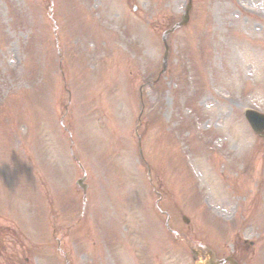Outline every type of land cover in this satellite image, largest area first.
Here are the masks:
<instances>
[{
  "label": "rangeland",
  "instance_id": "374dc122",
  "mask_svg": "<svg viewBox=\"0 0 264 264\" xmlns=\"http://www.w3.org/2000/svg\"><path fill=\"white\" fill-rule=\"evenodd\" d=\"M186 1L0 0V264H264V0Z\"/></svg>",
  "mask_w": 264,
  "mask_h": 264
},
{
  "label": "water",
  "instance_id": "95a60500",
  "mask_svg": "<svg viewBox=\"0 0 264 264\" xmlns=\"http://www.w3.org/2000/svg\"><path fill=\"white\" fill-rule=\"evenodd\" d=\"M191 9V5L189 4L187 12ZM189 16L188 13H186L185 16L182 17V21L179 25L176 26V28L184 26L188 22ZM244 117L251 128L252 132L257 135L259 138L264 139V116L260 115L258 113H255L253 111H246L244 113ZM205 251V258L206 260L202 263L197 264H223L224 261H215L213 258V253L209 250ZM196 255H199L196 253ZM228 264H237L235 261L231 259L226 260Z\"/></svg>",
  "mask_w": 264,
  "mask_h": 264
}]
</instances>
